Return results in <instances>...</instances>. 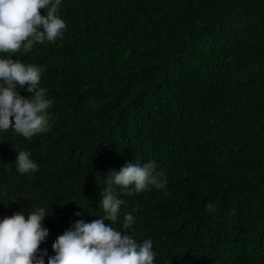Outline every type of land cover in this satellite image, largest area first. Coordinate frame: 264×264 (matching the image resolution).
Returning <instances> with one entry per match:
<instances>
[{"label":"trees","instance_id":"obj_1","mask_svg":"<svg viewBox=\"0 0 264 264\" xmlns=\"http://www.w3.org/2000/svg\"><path fill=\"white\" fill-rule=\"evenodd\" d=\"M61 2L63 38L21 55L44 68L48 131L0 130V221L45 207L52 256L103 215L110 170L155 161L166 188L133 227L153 264H264V0ZM22 150L39 171L17 172Z\"/></svg>","mask_w":264,"mask_h":264},{"label":"clouds","instance_id":"obj_2","mask_svg":"<svg viewBox=\"0 0 264 264\" xmlns=\"http://www.w3.org/2000/svg\"><path fill=\"white\" fill-rule=\"evenodd\" d=\"M61 4V0H0V130L11 129L24 141L48 131V109L53 101L47 98V89L39 86L43 66L28 63L21 55L36 44L63 38L67 25ZM18 89L30 97L25 98ZM13 158L19 174L39 171L27 150ZM141 161L122 163L104 176L105 187L99 192L103 215L90 223L77 220L56 238L52 256L40 249L49 235L43 226L49 216L45 207L3 218L0 264H45V257L47 264H153V241L138 243L133 227L142 225L150 209L142 205L144 195L163 192L167 173L162 167L157 170L155 161ZM206 210L214 213L216 206L209 202Z\"/></svg>","mask_w":264,"mask_h":264}]
</instances>
